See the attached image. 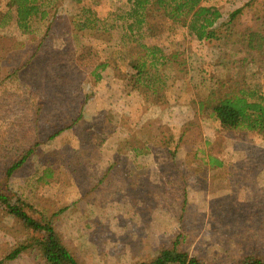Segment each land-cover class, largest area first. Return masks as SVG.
Returning <instances> with one entry per match:
<instances>
[{"label": "rangeland", "instance_id": "374dc122", "mask_svg": "<svg viewBox=\"0 0 264 264\" xmlns=\"http://www.w3.org/2000/svg\"><path fill=\"white\" fill-rule=\"evenodd\" d=\"M248 1H207L223 14L214 39L198 41L186 30L154 39L170 55L162 69L163 100L154 104L131 94L133 82L115 78L112 67L99 69L103 76L96 80L90 57H80L110 45L124 49L120 73L131 71L125 47L133 43H119L124 24L115 15L126 0H50L34 31L0 26V176L18 153L41 142L10 185L48 215L66 207L55 226L81 264L148 261L177 235L180 249L209 264L264 256V140L252 132L217 133L198 106L211 74L224 75L235 89L264 90V67L232 55L242 46L238 37L225 40L224 25L236 9L234 28L257 24V5ZM85 17L112 27L75 34L73 20ZM221 45L227 51L220 52ZM220 58L228 64L217 66ZM84 100L83 118L73 124ZM64 125L72 126L50 138ZM180 135L184 142L173 159L162 144L172 137L174 149ZM208 152L226 164L211 166ZM44 167L57 170L49 182L38 180ZM3 207L1 264H45L35 250L5 259L27 232Z\"/></svg>", "mask_w": 264, "mask_h": 264}, {"label": "trees", "instance_id": "16d2710c", "mask_svg": "<svg viewBox=\"0 0 264 264\" xmlns=\"http://www.w3.org/2000/svg\"><path fill=\"white\" fill-rule=\"evenodd\" d=\"M95 1L101 2V0ZM207 1L209 0H126L127 3L120 6L115 15L124 24L121 40L126 45L133 43L132 47L128 46L130 49L127 50L125 47L129 57L128 64L131 68L127 75H124V72L120 73L127 61L123 53L124 49L116 50L107 45L102 51L98 50L99 54L93 55V58L89 50L82 53L80 57L82 59L90 57L89 60L95 65L93 74L96 80L102 78L99 69L103 71L110 66L113 68L115 78L121 82L125 81L124 79L133 82L134 89L138 91L144 101L152 104L161 102L163 100L161 90L166 88L162 69L170 60V55L166 52L167 46L155 42L154 39L165 32H176V30H186L198 41L214 39L219 33L220 27L217 24L223 14L217 6L208 4ZM47 2L50 0H7L3 7L0 5V26L8 27L15 23L24 33L34 31L33 25L43 23L42 21L48 16ZM246 5H257L259 11L257 24L247 27L241 32L234 28L231 23L241 12V8H238L231 13L230 20L224 25L225 40L228 42L232 37H238L242 46L234 49L232 55L236 57L242 54L243 62L256 64L263 68L264 0H249ZM75 20H73V30L77 35L91 26H96L99 30L112 27H108L104 23L101 24L100 20L99 24L96 23V18L87 19L85 17L82 21L77 19L78 22ZM219 49L220 52H223L228 48L226 45H221ZM111 55L115 60L113 64L108 60ZM217 63V66L228 64L224 58H220ZM208 80L211 82L208 94L198 100L202 118L214 123L217 126V133L232 130L252 132L259 139L264 140V90L252 87L235 89L224 75L211 74ZM86 102L84 100L73 124L83 118ZM72 125L60 127L50 135V138L60 135ZM171 138L166 140L168 143L162 145L168 148L175 159L181 148L179 145L184 142V139L183 135H180L176 140V147L173 149L170 145L173 141ZM162 139L164 138L162 137ZM40 144L41 142L36 140L35 143L18 153L8 162L0 176V203L6 212L27 232V236L5 255V259L14 260L25 251L35 250L45 264H81L69 249L63 234L55 226V218L66 207L48 215L45 210L38 208L33 201L15 191L10 185V179L14 173L24 166ZM132 149L140 152L141 148L132 147ZM207 157V163L213 167L222 164L215 153L208 152ZM110 169L111 167H108L107 171ZM56 172L57 170L53 168L44 167L38 180L44 178L46 182H49L55 177ZM136 264L209 263L180 249L179 235H177L172 245L160 247L155 257ZM238 264H264V256L251 253L245 255Z\"/></svg>", "mask_w": 264, "mask_h": 264}, {"label": "crops", "instance_id": "0c3cea01", "mask_svg": "<svg viewBox=\"0 0 264 264\" xmlns=\"http://www.w3.org/2000/svg\"><path fill=\"white\" fill-rule=\"evenodd\" d=\"M122 40H121V37H120V42L119 43H122L121 42ZM167 52V51H166ZM108 68H111L110 66L109 67H107V69ZM101 75H102V73H101ZM103 76V75H102ZM131 94H134V95H136V96H138V91L137 90H132L131 92H130ZM147 146H149V143H147ZM217 157H218V159H219V161H221L222 162V164L220 165V166H214V167H223L225 164H226V162H224V158L223 157H221V155H217Z\"/></svg>", "mask_w": 264, "mask_h": 264}]
</instances>
